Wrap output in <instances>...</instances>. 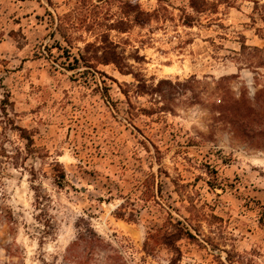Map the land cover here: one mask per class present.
Instances as JSON below:
<instances>
[{"label":"rangeland","instance_id":"rangeland-1","mask_svg":"<svg viewBox=\"0 0 264 264\" xmlns=\"http://www.w3.org/2000/svg\"><path fill=\"white\" fill-rule=\"evenodd\" d=\"M104 41L149 85L172 82L157 102H131L174 113L140 114L134 129L113 111L127 106L125 84L136 81L94 59ZM94 77L105 78L111 103ZM221 77L229 80L217 84ZM227 86L257 98L255 139L234 136L220 115ZM6 97L0 264H76L72 252L108 264L105 248L90 258L91 248L72 245L86 222L117 251L115 264H264V0H0V106ZM8 119L33 135L40 157L18 154L25 141L3 129ZM143 136L162 152L160 164L135 159L154 149ZM54 158L69 176L81 164L82 183L55 186ZM148 170L161 171L158 204L131 215ZM178 220L195 238L164 239Z\"/></svg>","mask_w":264,"mask_h":264},{"label":"trees","instance_id":"trees-1","mask_svg":"<svg viewBox=\"0 0 264 264\" xmlns=\"http://www.w3.org/2000/svg\"><path fill=\"white\" fill-rule=\"evenodd\" d=\"M104 45L102 46H98L97 49L101 50V54L98 56H95L96 58H94L96 61H98L99 63L102 64H109L112 63L114 64L118 70L122 73V74H131L133 76V78L135 79V82H132L130 84H125L126 88L124 90V95L126 98V107H116L113 108L116 113L120 114H124L127 119L129 120V124L136 129L135 124L137 123V120L140 116V114H144L146 116H148L149 114H153L156 112H170V113H174V110L172 108V106L168 107V106H160L157 108H152L150 107L149 109L146 108H141L140 106L134 105L131 102V98L135 97L138 98L140 96H144V95H149L150 97H152L154 99V101L157 102L156 97H160L163 98L164 94L163 92H161L160 87L163 84H167L168 86H172V82L168 79H162L160 80L157 84L153 85H149V83L147 82V80L139 73H136L133 71V69L131 68V65L127 64L125 62L126 57L124 56L123 52H120L117 49V46H115L112 42H103ZM242 49L245 48H250L252 50H259L257 47H251V46H246L244 44H242ZM91 67V66H88ZM94 70V69H93ZM95 72H97L96 70H94ZM101 76L108 78V76H106L105 74H103L102 72H98ZM105 78H101L100 80H96V78L94 77L93 81L91 82V84L95 85V87H99L98 92L101 95L102 99L105 101V103H111V95L109 93V86L106 83ZM191 80H193L192 78L186 80L184 82V84L189 83ZM226 80H229L228 77H221L219 80H217V84L224 82ZM90 84V85H91ZM89 86V85H88ZM89 87H86V89H89ZM224 93L225 96L222 98V103L220 105L221 110L220 115H222L223 120L227 123V125L229 126L230 131L233 133L234 136L242 139V141H245L244 139H251L254 138V134L250 135L251 132L254 131V125L255 123H257V115H258V109L259 107H257V98H254L253 100H250L245 94H240L239 96H237L236 94H234V92L230 89V87L227 86L224 87ZM10 105V101L9 99L6 97L5 99H3L1 101V106H0V110L1 112L6 116V111H7V106ZM112 105V104H110ZM124 120H126V118H124ZM6 125V126H5ZM3 126V129L6 130L9 127H13L14 129H16L19 133L20 138H22L25 141L24 144V150H17L18 154L24 153L25 157H34V158H38L40 156V154H38L36 147L34 146L35 142H34V138L33 135L25 128H21L19 126H14L13 122L10 121V119H8V124H5ZM144 137V136H143ZM145 138V137H144ZM152 147H154L153 150H151L149 148L148 145H145L144 147V154L141 155H136L135 159L137 160V162L140 165H144V164H148L153 165L154 163L160 164L161 163V159H162V152L156 148L154 146V144H152L147 138H145ZM255 139V138H254ZM262 142L264 143V140H260L259 143ZM4 149V148H3ZM5 157L10 158V159H14L13 164L16 165V167H18L19 165H21L22 163L18 161V157H13V156H9V155H5ZM23 165V164H22ZM51 165V169H52V180L55 186H57L59 189H63L65 187L71 186L74 187L73 185L70 184L69 180L71 178H74L78 181V183H82L83 178L82 176L79 174V172H83L82 169V165L81 164H77L76 165V169L74 172H72V174L69 176V173L67 172V170L65 169V167L58 162L55 158L52 160V162H50ZM110 171H116V166L111 164L109 167ZM161 176V171L158 170V172H153L151 170H148L143 177L139 178L137 180V187L138 189H140L141 194L140 196L136 197L134 199L133 203H129L128 205L130 206L131 211L129 212L131 215L134 212L139 211V209L144 208L145 206H149V202L150 201H154L156 202V198H157V194H156V190L154 188V184H155V179L156 177H160ZM77 189V188H75ZM77 191V190H76ZM159 193V192H158ZM44 197V196H43ZM124 198V197H123ZM129 199V197H127ZM38 200V198H37ZM39 204V202H38ZM158 204V203H157ZM122 205V209L127 206V205ZM41 210H44L43 208H41ZM164 207L161 206V211L164 212ZM165 213H167L170 216V212L165 210ZM124 215H122L121 213H119V217H123ZM185 219V218H184ZM50 221L44 222V225L46 224L48 226V223ZM169 226L164 234L167 236H163L164 239H167L168 237H172L173 240H175L176 242L182 238H195L191 232L190 229V224H185L182 221L178 220L176 222V224L169 223ZM171 228H175L176 229V233H173V231H169V229ZM170 241V240H168ZM72 245H77V246H88L89 248L92 249V251L90 252V258L93 255H97L99 252H96L95 248H99V247H103L105 248V250L107 251V255L106 258L108 259V264H115L117 262V251L115 249H113L108 243H106L104 241L103 238H101L92 228L90 222H86L85 226L81 227V226H77V234H76V238L75 240L72 242ZM83 257L84 254L82 252H72L70 254V259L76 263V264H83Z\"/></svg>","mask_w":264,"mask_h":264}]
</instances>
